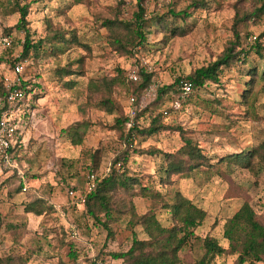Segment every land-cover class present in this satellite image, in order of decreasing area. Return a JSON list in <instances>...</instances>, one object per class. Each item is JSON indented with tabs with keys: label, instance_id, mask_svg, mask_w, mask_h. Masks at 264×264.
Wrapping results in <instances>:
<instances>
[{
	"label": "rangeland",
	"instance_id": "374dc122",
	"mask_svg": "<svg viewBox=\"0 0 264 264\" xmlns=\"http://www.w3.org/2000/svg\"><path fill=\"white\" fill-rule=\"evenodd\" d=\"M14 1L0 0V80L3 84L9 82L12 65L18 61L23 64L22 79L31 91L16 112L23 143L17 164L27 180V193L17 191L15 176L0 174V257L16 253L26 259V264H120L108 254L124 251L129 246L130 234L124 222L110 225L112 236L106 238V232L93 224L85 212L70 207L66 190L82 189L90 167L89 156L94 151H98V163L93 172L100 175L124 147L128 149L126 161L118 171L139 178L141 186L149 187L150 191L132 199L137 214L151 210L163 227L170 226L169 216L160 205L169 199L173 190H178L206 214L195 235H208L223 247L226 244L221 239V226L244 201L264 224V172L252 177L243 169L222 163L206 174L198 172L188 179L171 176V183L161 184L158 178L163 177L162 158L146 153L150 150L174 152L180 145L176 128L201 148L211 164L230 153L259 149L264 138V81L255 83L247 103L241 95L243 84L248 80V68L256 65L260 72L264 69V59L249 53L245 64L222 68L216 84L205 83L193 90L188 98L177 101V108L173 104L176 100L167 92L136 122L143 129L156 116L160 125L169 129L150 137L134 133L133 141L126 144L112 127L115 114H106L92 103H85L87 82L111 77L115 69H120L126 77L130 71L146 67L153 75L152 85L165 87L175 78L213 62L231 40L235 8L249 11L258 4L257 0H213L208 10L193 12L186 35L164 40L162 34L152 29L146 39L148 45L134 49L132 57L118 56L110 49L106 29L100 22L113 16L129 20L136 11L137 0H85L83 4H73L71 0H18L19 6L28 7L27 27L34 40L49 30L64 32L65 38L73 32L79 43L88 47L84 51L71 46L55 57L26 60H19L23 32L13 28L18 17L12 7ZM140 5L146 16H159L168 8L183 9L187 1L142 0ZM237 30L241 37L247 33L246 39L260 38L264 47V16L241 24ZM3 38H8L7 45L2 44ZM246 39H241L242 47ZM80 58L82 63H77ZM63 66L80 72L79 76L63 79L62 82H73L69 89L62 87L53 75L56 68ZM112 89L111 99L121 111L125 110L128 91L124 82L118 81ZM162 111L167 116H161ZM81 120L88 121L89 125L81 144L73 146L62 130ZM29 192L46 200L48 208L44 215L35 217L23 212V204L30 199ZM156 195L161 198H153ZM54 204L61 206L63 217L54 212ZM69 226L77 232L75 239L70 236ZM133 231L138 239H145L138 226ZM67 244L73 246L75 260L67 257ZM199 253L197 244L191 243L180 253L182 264H189ZM234 259V256L215 257L212 264H234Z\"/></svg>",
	"mask_w": 264,
	"mask_h": 264
},
{
	"label": "trees",
	"instance_id": "16d2710c",
	"mask_svg": "<svg viewBox=\"0 0 264 264\" xmlns=\"http://www.w3.org/2000/svg\"><path fill=\"white\" fill-rule=\"evenodd\" d=\"M73 4H83L85 0H71ZM142 0H137L136 11L131 14L130 19H122L113 16L111 20L102 19L100 26L106 29V43L110 49L118 56L132 57L136 48L147 46V37L150 30L162 34V38L182 37L186 35L190 28L188 19L193 12L197 10H208L213 0H186L187 5L183 9L174 10L168 8L162 15H145V11L140 5ZM257 5L249 11L235 8V14L231 24V40L227 42L222 52L217 58L206 66L194 69L184 77L175 78L167 86L157 87L155 97L146 102L142 110H138L135 121L146 112H150L158 104L161 97L169 92L173 98L179 100V87L183 82L190 84V92L202 87L205 83L216 84L222 68H228L235 63L245 64L249 53L254 54L258 59H264V47L259 42L260 38H254L249 42L246 37L247 33L240 36L238 27L249 21H258L264 16V0H257ZM14 11L18 14L17 21L13 28L23 32L21 42V52L19 60L28 58L55 57L66 52L71 46L88 51V47L79 43L75 34L71 32L67 38L64 32L49 30L43 37L34 40L32 33L27 27V6H19L16 0L12 4ZM48 25V23H46ZM47 28H50L47 26ZM241 39H246V45L242 47ZM163 40V41H164ZM82 63V58L77 60ZM78 69H71V66H63L53 71L55 79L61 83L62 87L67 89L73 87V82H62L64 78L78 75ZM150 71V70H149ZM138 68L135 72L138 80L130 82L124 77L120 69H115L111 77H100L91 79L86 84V102L93 105L94 108L103 111L106 114H115L113 120V129L119 133L123 144L129 141V133H135L142 137H150L159 131H165L160 125L159 118L156 116L150 119L146 128L140 129L138 125L128 133L124 130L125 110L111 99L112 88L118 81L124 82L128 91L127 94L139 97L142 91L152 83V73ZM257 66L248 68L246 76L248 80L244 82V93L241 98L244 103L252 97V90L257 81H264V69L257 72ZM20 89L23 92V99L14 107L5 102L7 88L0 80V112L12 114L14 109L24 105V101L31 90H27L25 82L22 81ZM188 96L186 98H188ZM37 96L34 97L36 99ZM91 99H95L91 102ZM27 107V106H26ZM24 107V108H26ZM23 116L20 115V119ZM22 122V121H21ZM24 123V122H23ZM25 124V123H24ZM89 122L81 120L68 126L62 133L73 146L81 144ZM180 136V145L172 153H165L157 150L147 151L149 155H160L163 161V177H159L158 182L169 184V178L175 176L178 178L188 179L201 172L206 174L214 169L218 164H230L245 170L250 176L256 177L264 172V138L259 149L242 150L236 153H230L220 157L215 164L210 163V159L203 153L201 148L193 144L179 128H176ZM121 132L124 134L122 136ZM20 139V140H19ZM17 139L10 153V158L17 164V154L21 151V138ZM128 149L124 147L123 151L116 155L109 165L106 176L101 174L97 176L94 189L85 194L81 204H74L70 207L85 212L91 219L92 223L101 227L106 232V238H111L112 231L110 225L124 222L126 231L130 234L129 246L124 250L116 253H109L108 256L113 261H120V264H182L180 253L190 244H197L200 253L189 264H212L215 257L234 256V264H264V224L261 223L251 206L243 202L239 208L234 211L221 226V239L226 246H221L216 239L205 235L198 237L194 231L199 228L206 216L205 212L191 203L190 200L182 196L178 190H173L167 201H161L160 207L165 210L169 216L170 226L163 227L157 220L153 211L148 210L143 214L135 212L132 199L142 197L143 194L150 193L149 187L141 186L140 179L137 177L127 176L119 172L115 165L122 164L126 161ZM98 151H94L89 156L90 167L86 174L97 167L96 159ZM141 153V152H137ZM5 172H0V174ZM9 178L16 177L17 191L21 190L20 179L13 173H8ZM85 174V175H86ZM85 177V176H84ZM27 181V180H26ZM84 186V183H83ZM69 190L82 193V189L69 188ZM21 192V191H20ZM27 193L26 191L23 192ZM30 199L23 204V212L26 214L40 217L46 213L48 206L46 200L36 196L34 192L28 193ZM68 197V196H67ZM153 198H161L156 195ZM69 199V198H68ZM70 205V203H69ZM138 226L144 234L145 239H138L134 227ZM67 257L71 260L76 259V253L71 244H67ZM26 259L16 253H10L0 257V264H26ZM90 264H97L91 262ZM102 264V263H99Z\"/></svg>",
	"mask_w": 264,
	"mask_h": 264
},
{
	"label": "built area",
	"instance_id": "2783aa9c",
	"mask_svg": "<svg viewBox=\"0 0 264 264\" xmlns=\"http://www.w3.org/2000/svg\"><path fill=\"white\" fill-rule=\"evenodd\" d=\"M249 42H252L254 38L249 37L247 39ZM1 42L3 45H7L9 40L8 38L1 39ZM142 68V67H141ZM144 71H148V68H142ZM23 64L21 62H15L12 65L11 73H12V79L4 84V86L7 88V95L5 97V102L9 104L10 106H15L17 103H19L24 95L22 90L20 89V86L22 84V74H23ZM126 79L130 82H136L138 80V77L134 71H130L126 74ZM190 84L188 82H183L181 86L179 87V99H185L189 92H190ZM157 88V85H150L147 88H145L142 93L139 95V97H136L131 94H127L125 101V122H124V129L125 132H130L136 124L138 123L135 121V116L138 110L141 109L143 104L146 102L152 100L155 97V90ZM174 108H177L178 102L174 101ZM15 111L12 112V114H6L4 112H0V172L5 173H13L20 179L21 184V191L25 192L27 189V181L25 179L24 174L20 171V169L17 167L15 162L10 158L11 150L13 149L15 143L17 142V139L21 138L22 133L19 130V115L16 114V112L19 111L18 108L14 109ZM161 116L165 117L167 116L166 111L161 112ZM154 117V116H152ZM135 135L134 133H129V143L133 141ZM20 140V139H19ZM115 168L120 169V164L117 163L115 165ZM109 170V165L106 166L104 172L101 174L102 176H106ZM97 174H95L93 171L88 172L84 177V186L82 193L75 192L72 190H69L67 192V196L70 200V204H81L84 200L85 194L89 193L94 189L95 182L97 181ZM52 208L55 213L59 217H63L62 208L59 205H52ZM70 236L75 239L77 237V232L74 227L69 226L68 227Z\"/></svg>",
	"mask_w": 264,
	"mask_h": 264
}]
</instances>
